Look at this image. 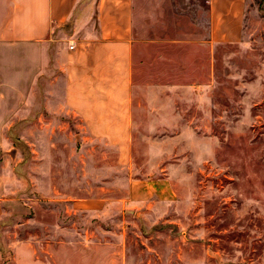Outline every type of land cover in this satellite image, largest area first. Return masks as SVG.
I'll return each instance as SVG.
<instances>
[{"label":"rangeland","instance_id":"rangeland-1","mask_svg":"<svg viewBox=\"0 0 264 264\" xmlns=\"http://www.w3.org/2000/svg\"><path fill=\"white\" fill-rule=\"evenodd\" d=\"M131 1L126 152L62 109L74 19L54 29L46 76L37 43L0 40V174L14 201L0 240L33 242L49 264H264V0H247L244 41L214 48L208 0Z\"/></svg>","mask_w":264,"mask_h":264},{"label":"crops","instance_id":"crops-1","mask_svg":"<svg viewBox=\"0 0 264 264\" xmlns=\"http://www.w3.org/2000/svg\"><path fill=\"white\" fill-rule=\"evenodd\" d=\"M80 1L0 0V40L3 46L37 43L39 50L32 53V57H35L39 77L46 76L54 29L74 19L76 32L70 38L74 40L75 48L64 53L62 60L59 54L56 58L57 66L58 59L61 60L64 73L62 109L76 115L89 136L106 139L117 145L120 153L123 148L126 152L127 141L134 132L135 49L138 42L134 33L132 1L90 0L82 5ZM208 3L209 34L205 41L208 46L214 48L244 41L247 0H208ZM52 102L59 103L57 99L46 97L43 105ZM2 135L1 132L0 139ZM3 145L2 139L0 146ZM9 173L0 174V221L9 216L5 207L14 202L10 198L13 178ZM85 201V208H89L90 203H101ZM102 212L105 214L106 210ZM33 244L23 240H0V264H4V258L10 255L12 259L7 264H49L46 256L36 255ZM124 248L123 243V251ZM123 260H126L124 254Z\"/></svg>","mask_w":264,"mask_h":264}]
</instances>
